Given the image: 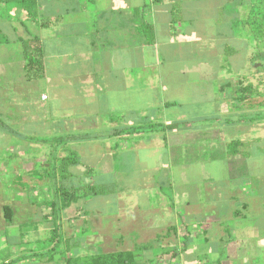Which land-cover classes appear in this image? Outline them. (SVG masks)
Listing matches in <instances>:
<instances>
[{"label":"crops","instance_id":"1","mask_svg":"<svg viewBox=\"0 0 264 264\" xmlns=\"http://www.w3.org/2000/svg\"><path fill=\"white\" fill-rule=\"evenodd\" d=\"M61 1L75 7L64 14L58 13L57 7L54 10L56 4L45 9L38 2L32 20L23 14L12 21L11 31L26 42L25 46L16 39L0 44V70L5 72L8 67L16 74L0 78V170L14 169L17 182L34 188L46 185L45 181L55 176L50 169L72 154L79 157L76 167H82V177L95 186L97 195L68 209L52 208L45 213L43 218L46 224L52 222L51 227L38 229L47 234L49 252L40 254L38 243L26 241L27 235L9 248L1 234L0 254L4 259L0 257V264H67L65 260L73 259L76 251L71 253L64 243L70 244L88 231L93 236L86 241L78 238L93 254L88 260L132 251L140 264H264V178L252 180L249 176L253 173L249 165L252 155L247 150L250 140L260 136L257 130H262L263 139L264 124L253 121V117L246 121L253 113L248 111V101L253 97L238 100V88L251 84L246 82L247 73L242 75L236 68L234 74L225 68L227 58L233 60L240 54L227 45L231 35L208 32V28L206 32L200 24L198 32L161 39L159 26L168 28L184 22V18L174 17L180 7L173 0ZM159 10L165 15L159 17ZM42 14L48 18L43 19ZM31 28L33 33L28 32ZM184 43L186 46H181ZM37 47L42 48V70L27 67L25 50L33 54ZM159 53H167L172 59L169 66L160 62ZM156 68L154 77L159 81L150 74ZM157 73H165L167 83ZM181 80L197 85L195 101L203 112L196 114L203 118L195 117L194 121H205L204 125L191 123L183 114L172 131L131 132L143 120L147 122L152 93L157 95V102L149 110L154 112L150 121L160 118L164 108H174L168 97L178 96L176 89L182 85L176 83ZM5 82L21 93L33 83V90L39 94L31 103L36 111L28 103L24 109V98L19 102L17 95L8 96V85L2 87ZM165 120L161 125L171 124ZM40 121L47 126L44 132L61 138L57 141L66 138L58 158L55 145L38 139ZM11 125L19 131L10 129ZM13 139L21 144L14 145ZM16 149L20 151L17 160L10 155L17 153ZM163 152L171 157L168 162L172 160V167L160 162ZM83 154L92 157L82 165ZM120 159L141 166L151 163L152 177L143 171L141 177L147 179L128 180L134 174L132 167L127 177H122L114 167ZM219 162L225 164V176L213 177L211 171L199 168ZM187 165L192 169L188 178L182 172ZM37 168L46 169L37 175ZM73 168L63 176L60 172L64 181L69 178V185L75 176L82 178L72 172ZM161 169L169 172L156 178ZM104 176L111 178V183L100 182ZM107 184L115 190H106ZM18 196L28 201L23 192ZM98 197L107 198V203L87 212L88 203ZM110 204L114 209H108ZM18 214L28 217L35 213L18 203L10 221L5 215L0 225L15 221ZM53 217L59 218L58 224ZM59 244L67 254L63 251L64 256L58 259L62 261L57 262L51 251Z\"/></svg>","mask_w":264,"mask_h":264},{"label":"rangeland","instance_id":"2","mask_svg":"<svg viewBox=\"0 0 264 264\" xmlns=\"http://www.w3.org/2000/svg\"><path fill=\"white\" fill-rule=\"evenodd\" d=\"M173 1L178 3L176 7H180L178 10H175L174 17L176 19L184 18L183 19L184 22L183 23L179 22V25H173V27H168V28L164 26H159L158 29L160 31L159 32L160 38L161 39L170 38V34H171L172 37H175L176 39H178L186 31H189V32L197 31L198 32V28L200 24L203 27L202 30H205L206 28V32L208 28V32L217 31V32H222L223 35H231L230 37L231 41H229L228 44L226 42V44L230 47V49H236L237 51H239L240 54L239 56L235 57L233 60H230L227 58L228 64H225L223 62V65L225 64V68H227L229 72L231 70L232 73L234 74H236L235 71L237 69L238 70L241 69L240 74L242 75H245V73H247L246 82L251 83L255 87H257L258 92L264 93V54H263V59H258L256 63H253L252 61L255 53H257L258 51H261V52L264 51V35H262V33L259 32L258 30L257 32L255 30L256 27H262V25H264V3L261 2V0L260 1L259 0H181L182 4H180L178 0H173ZM37 2L45 6V9L52 8L51 6H53V4H56L55 6H53L54 10L57 7L58 13H64V14L71 8L75 7V4H71V3L65 4L64 1H61V0H37ZM240 3H242V7L240 6ZM27 5L25 6L22 0H15V1L13 0L10 2H6L4 4H0V32H2L3 35H5V37L10 39L11 41L14 39H17L16 38L17 35L14 30L11 31L10 24L16 18L23 16V14H25L24 15L25 17L26 15L29 14L30 11H32L31 6L28 5L29 6L28 7ZM32 5H33V2H32ZM92 6L93 4H89L90 8H93ZM184 7H186L187 9H185ZM182 8L185 9L187 12L185 13V11ZM250 8H253L255 12L254 16L249 15ZM162 14L165 15L164 12H162V10H159L158 16L161 17ZM46 15L42 14V18L45 19ZM31 16H33V14ZM47 18H48V15H47ZM6 26L9 27V30L4 28ZM252 26L255 27L254 28L255 32L252 31V28H251ZM28 32L33 33L34 31L31 28V30H29ZM203 44H201L200 46L203 47ZM23 45L25 46L26 44L23 43ZM181 46L185 47L186 44L184 43ZM183 47L181 48L183 49ZM1 48L2 47H0V50ZM3 48H7V47H3ZM170 48H171L170 50H173L175 47L174 48L170 47ZM11 49H13V46H11ZM207 50L209 51V49ZM227 51H229V49ZM9 52H11L10 55H12V52H13V56H14L13 50H9ZM158 58L162 64H165V66H169V63L172 60V59L167 58V53L166 54L159 53ZM187 59L189 58L187 57L183 60L184 65ZM7 63L9 66V63H11V56L8 57ZM258 63H260L259 66L255 65ZM200 65H204V64H200ZM208 66H211V65L208 64ZM229 66H232V67H229ZM245 67H247L246 72H245ZM210 70L212 69L210 68ZM0 71H2L0 73V78L6 77L8 73L9 74L12 73L13 75H16L13 72V70H9L8 67L6 68L5 72H4V69H1ZM25 71L29 75L26 69ZM155 71H157V68L156 70L153 69V72H150V74L153 77V80L159 81L158 78L155 79L154 77ZM26 73L25 75H27ZM157 75L158 76L160 75V79L167 83L168 79L165 73H161V74L157 73ZM241 80L244 81L243 77L241 78ZM225 82L227 81L225 80ZM8 83L6 82L4 84L2 83L3 84L2 87H7L8 85L6 89L8 96L17 95L19 102L21 99L24 98V102H25L24 109L27 107L28 104H30L29 106H31V103H33L36 100V96L37 98L39 97V94L35 90H33V87H32L33 83L28 84L26 87V90L24 89L25 91L23 90L22 93L20 91H15V89L11 87V85H9ZM191 83L186 82V80H181L178 83H176V84L182 85L179 89H176V91L178 92V96L171 94V96L168 97V103L174 104L175 105L174 108H168V107L164 108L162 112L159 113L160 118H156V120L153 119L152 121H150L154 115V112L149 111V110H151L152 108H155L156 106L153 103L157 102V99H156L157 95L155 93H152L150 96L151 107L148 110V112L145 114L148 120L146 119L147 122L143 120L141 125L148 126L151 123L155 124V122L157 123L159 122L161 124L164 121H167L165 119H168L169 123H171L168 125H173L174 123H180V121L178 120V116L180 117L183 114L186 116L188 120H191L190 121L191 123L204 125L205 121H201V122L194 121L195 117H199L201 119L203 118L202 114H199V115L196 114L199 112L202 113L203 111H199V109L201 108L199 105H197V102L195 101L197 99L196 98L197 95H195L198 91L197 85L193 86ZM158 84L159 83H157V85ZM262 106L264 107V95L253 97L252 101L249 100L248 101V107H249L248 111L253 112V113L248 114V117H246L247 118L246 121H248L249 119H252L253 117V118H256L257 122L264 124V121L262 120L264 118V108L262 109L261 108ZM31 108L34 111H36L37 109V107H32V106ZM22 109L23 107L20 108V110ZM251 121L252 120H249V122ZM43 122L40 121L39 127L37 129L38 131H36V128L34 131H36L37 134H39L38 139L40 142L43 140H46V141H49L48 144L50 146L55 145L56 147L55 154H56V157L58 158L61 152L60 147H64V145H66L64 141V139L66 140V138H64L61 142H59L61 138H59L58 136H50L48 134V131L44 132L47 129L45 128L47 126L43 125ZM10 129H13L15 132L19 131L18 128L13 127V125H11ZM257 131H258L257 134L260 135L258 139L257 140L251 139L249 144L247 145V150L250 152V156L252 155V157H250V160H249V165L252 167V172H253L249 176H252V180H256L257 178H261V177L264 178V170H263L264 164L260 161H257V160H262L264 162V137L263 139L261 137L262 130H257ZM58 134L59 132H56V135ZM89 137L87 139L91 140V137L90 138ZM57 139L59 140L57 141ZM13 140L16 141L14 145L21 144L20 141H17L16 139H13ZM83 145L88 146V147L90 146L88 143H85ZM42 147L44 146L42 145ZM16 150L18 151L17 153L15 152L13 154H10L15 159L17 158V154H19L20 152L18 149ZM91 157H92L91 154H83L82 159H81L82 165H83V162L90 161ZM159 158H160V162L163 163V165L170 163L172 167V164H173L172 160L168 162V160L171 157H168L167 155H165V152L161 153ZM76 159H79V157ZM96 162H98V159L96 160ZM1 163L4 164V161H1ZM142 163H144L143 160H142ZM255 163H257V165ZM10 164L11 162H8L9 167H10ZM59 164L60 163L57 162L56 168L50 169V172L54 173L55 176L52 177L50 180H48L49 182L45 181L46 185H39V186H35L34 188L31 185L23 186L22 184L19 183L20 182L19 180L17 182L14 169L8 168L7 171L0 170V177H1L0 178V197H1L0 199V219L2 218V220H5V215H6L5 206L10 207L11 210L13 211L16 207V204L18 203L24 204V208H28L29 210H34V213H35L32 215H29L28 217L24 216V214L20 216L18 214V216L15 218V221L7 223V224L5 223L3 226L0 225V238H1V234L4 239L6 236V239L9 242L8 244L9 248H12L13 246L15 247L14 242L15 241L18 242L20 240L23 241V238L25 237V235H27L26 241L32 240L35 243L36 242L38 243L37 248H39L40 254L44 252H49L51 250L46 240L47 234L40 233L41 231H39L38 229L40 228V226H43V227L47 226L48 228L51 227L52 222L46 224V221L43 218V216L45 215L47 211L52 210V208L48 207L47 204L57 199V196L54 193V191H56V188H60V186H62L64 187L65 191L66 190L68 191L72 185L80 186L81 184H83V182H86V179L82 177L81 175V173L84 172L82 167L81 168L75 167L73 168L72 172H75L77 175L81 176L82 178L78 176L77 178L75 176L72 179L73 184L69 185L70 184L69 178H67V180L64 181L63 180L64 178L60 175ZM261 166H263V169H261ZM114 167L116 169L115 172L121 174V176L124 178L127 177L128 172L129 173L131 172V167H132L134 174L126 178L131 181L144 178V177H141L142 174H140L141 172L143 173V171L147 172L146 175L148 178H151L152 177L151 173L153 172L151 163H149V166H141L139 163L138 164H135L134 162L132 163V161L128 163L126 162L125 159H120L119 161H115ZM254 167H256V170H254ZM199 168H202V170L204 168L206 171H211L210 175L211 176L214 175L213 177L215 176L222 177V176H225V173H226L224 171L225 164L220 163V162L219 163H209L206 166L200 165ZM45 169L37 168L36 169V172H38L37 175L42 172L44 173ZM168 172L169 171H167V173ZM182 172H183V175L187 178L192 175V169L188 165L187 167H185V170H183ZM167 173L163 172V170L161 169L159 173H156L155 177L156 178L162 177ZM144 179H147V178H144ZM99 180L100 182L111 183V178L109 177L104 176L103 178L102 177L99 178ZM105 187H107L105 188L106 190H115V187L110 184H107ZM20 192H23L26 195V198L28 201L25 202L21 200V198L18 196V194L20 195ZM47 192L48 194H46ZM59 198L61 200V197ZM101 203L103 204L107 203V198L104 199L103 197H98L96 199H92L88 203L89 205L86 211L88 212L89 209L94 210V209L99 208L98 206ZM58 206H60L59 203H58ZM108 209L112 210L114 209V207L110 204V207L108 205ZM57 219L59 220V218ZM57 219L56 217L52 218L54 223L56 222ZM27 221L30 222L28 225L21 224L22 222H27ZM56 224H58V222H56ZM5 229H7V234H5L6 232ZM89 236H93V233L90 231L84 232V234H82V238L84 237L85 241L87 240V238H89ZM40 238L42 239L39 240ZM78 238L80 240L82 239L81 236H78ZM78 238H74V240L72 239V241L69 242L70 244L64 243L65 247L72 249L71 253H73V249L74 251H76V253L72 254L73 259L65 260L66 262H69V264L70 263L76 264L77 260H85V259L88 260L93 255V254L91 255V253L88 252V248H86V244L84 245L83 242H81ZM60 242H61V239L57 240V243H60ZM17 248H19L20 250H23L21 246L18 247L17 245ZM63 251H65L64 246L63 245L60 246L59 244L57 248L51 251L52 257L56 258L57 262L62 261L58 259L64 256ZM148 254L149 252H147V254L145 253V256H147ZM0 257L4 259L3 256H1V254H0Z\"/></svg>","mask_w":264,"mask_h":264},{"label":"trees","instance_id":"3","mask_svg":"<svg viewBox=\"0 0 264 264\" xmlns=\"http://www.w3.org/2000/svg\"><path fill=\"white\" fill-rule=\"evenodd\" d=\"M10 1H13V0H0V4H4ZM22 1L24 2L25 6L27 5V3L28 5L31 6L32 11L29 12L27 17L28 19L32 20L33 18L31 17H34L36 14V6L38 3L37 0H22ZM32 2H33V5H32ZM261 2L264 3V0H261ZM240 5L242 6V3H240ZM249 13H250L249 15L254 16L255 12L253 8L249 9ZM32 14L33 16H31ZM251 28H252V31L255 32L256 30L257 32L258 30L259 32L262 33V35H264V25H262V27H256L255 30H254L255 28L254 26H252ZM33 40H37V38H34ZM14 41L15 42L21 41L24 44H26V42L19 40V39H16ZM11 42L12 41L10 39L5 37V35H3L2 32H0V44L11 43ZM25 54H26L25 57H26L28 68H33V69L36 68L38 70H42L43 53H42L41 47H37L35 51L33 52V54H28V52L25 50ZM263 54H264V51L262 52L258 51L257 53H255L252 59L253 63H256L258 59H263ZM255 65L259 66L260 63L255 64ZM261 95H264V93L258 92L257 87H255L253 84H249L248 86L242 85V87L238 88L237 97H238V100L244 102L245 100H249L252 97L261 96ZM254 120L256 121V118H254L253 121ZM177 127L178 125L176 124L175 125H161L157 123L155 124L151 123L148 126L137 125L134 128H132L131 132L143 133V132H153L157 130H162L165 132V131H172L176 129ZM78 164H79L78 160L72 154H70L66 159L62 160L61 164L59 165L61 175L63 176L64 171H68L69 168L76 167L78 166ZM54 193L56 194L57 199L49 202L47 206H49L50 208L56 209V210H59V209L65 210V209L70 208L73 204H76L81 201H85V200H88L94 197L95 195H97V190L93 184H87L86 182H83V184H81L80 186L72 185L68 191L67 190L65 191L64 187L60 186V188H56V191H54ZM59 197H61V200ZM58 203L60 206H58ZM5 212H6L7 220L10 221L11 215H12L11 208L6 206ZM136 259H137L136 252H132V251L117 252V253H113L110 255L94 257L93 260H77L76 264H140V262ZM67 264H69V262H67Z\"/></svg>","mask_w":264,"mask_h":264},{"label":"built area","instance_id":"4","mask_svg":"<svg viewBox=\"0 0 264 264\" xmlns=\"http://www.w3.org/2000/svg\"><path fill=\"white\" fill-rule=\"evenodd\" d=\"M43 99H45V100H46V99H47V96H43Z\"/></svg>","mask_w":264,"mask_h":264}]
</instances>
